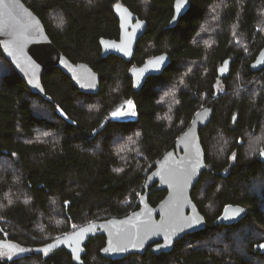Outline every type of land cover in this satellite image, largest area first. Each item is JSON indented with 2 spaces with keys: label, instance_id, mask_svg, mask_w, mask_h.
Returning <instances> with one entry per match:
<instances>
[{
  "label": "trees",
  "instance_id": "trees-1",
  "mask_svg": "<svg viewBox=\"0 0 264 264\" xmlns=\"http://www.w3.org/2000/svg\"><path fill=\"white\" fill-rule=\"evenodd\" d=\"M22 1L62 54L101 81L96 95H86L50 68L41 79L44 95L33 94L0 51V245L20 254L0 264H73L64 249L34 251L135 211L154 163L204 107L213 109L199 133L206 169L191 198L206 228L167 254L120 261L100 256L105 239L97 236L84 264H264V71L249 68L264 47V0H189L174 28L175 0ZM123 11L147 23L130 63L100 57V41L118 39ZM160 54L170 65L135 92L130 68ZM226 59L230 73L219 82ZM129 101L130 116L108 117ZM165 194L152 191L149 204ZM228 205L247 214L217 224Z\"/></svg>",
  "mask_w": 264,
  "mask_h": 264
},
{
  "label": "water",
  "instance_id": "water-1",
  "mask_svg": "<svg viewBox=\"0 0 264 264\" xmlns=\"http://www.w3.org/2000/svg\"><path fill=\"white\" fill-rule=\"evenodd\" d=\"M7 2L8 0H5V3ZM12 2L18 6L21 17L13 18L15 13L12 17L6 16L3 6H0V51L28 89L33 94L43 96L42 76L50 68H56L72 81L79 92L96 95L100 90V76L85 63H72L52 43L41 20L33 11L22 0ZM189 8V0L174 1L171 28L177 25L178 20ZM5 22L8 24L7 28L4 27ZM118 22V39L101 40L100 57L106 59L115 56L130 63L137 43L147 29V23L125 11L119 14ZM170 63L171 59L167 54H160L143 65L132 68L130 75L133 90L140 91L149 78L162 74ZM230 65V59L222 63L217 71L218 79L229 76ZM249 68L253 73L264 71V47L250 63ZM212 116V108L204 107L199 110L189 127L176 139L174 148L154 163L153 170L145 179L144 192L138 198V208L135 211L123 218L90 222L34 252L64 249L71 256L73 264H84L87 243L90 239L102 236L105 243L99 251L100 256L111 261H120L131 255H144L146 251L154 255L167 254L185 236L203 231L206 228V220L193 202L191 194L206 169L205 153L199 133L210 123ZM190 153L199 154V167L193 178L186 185H182L179 182V174L183 171L182 162ZM152 191L166 192L164 198L155 206L148 202ZM246 214L247 208L228 205L216 223L233 224ZM225 216L234 218L223 219ZM145 224L150 226V231L145 232L142 229L141 226Z\"/></svg>",
  "mask_w": 264,
  "mask_h": 264
},
{
  "label": "snow or ice",
  "instance_id": "snow-or-ice-1",
  "mask_svg": "<svg viewBox=\"0 0 264 264\" xmlns=\"http://www.w3.org/2000/svg\"><path fill=\"white\" fill-rule=\"evenodd\" d=\"M0 6H3L6 16L12 17L13 13H15V17L13 18L21 17V13L18 10V6L14 2H12V0H8L7 3H5V0H0ZM179 6L180 5L178 4L177 7L179 8ZM4 27L5 28L8 27L7 22H5ZM128 105H129V108H131L132 102L129 101ZM126 114L127 113L123 111H116L112 113L113 117H122V116H125ZM132 115H135V113L133 112ZM260 154L261 156H264V152H261ZM198 160H199L198 153L197 154L190 153L189 156L186 158V160L182 162L183 171L180 172L179 174V182L182 185H186L193 178L194 174L196 173L197 167H199ZM25 203H27V201H25ZM232 218L234 217H228V216L223 217V219H232ZM141 227L145 232L150 231V226L147 224L142 225ZM153 234H156V233H153ZM259 247L264 248V244L259 245ZM105 250L107 251L108 249H105Z\"/></svg>",
  "mask_w": 264,
  "mask_h": 264
},
{
  "label": "rangeland",
  "instance_id": "rangeland-1",
  "mask_svg": "<svg viewBox=\"0 0 264 264\" xmlns=\"http://www.w3.org/2000/svg\"><path fill=\"white\" fill-rule=\"evenodd\" d=\"M55 16V15H54ZM54 18H56V17H54ZM209 33H211L213 30H214V28L210 25V26H208L207 27V29H206ZM0 67H1V64H0ZM1 71V70H0ZM126 105H128V103L127 102H124V103H121L118 107H116L112 112H110V114H109V116L108 117H110L111 119L112 118H115V117H113V115H112V113L113 112H116V111H125V112H127V108H125V107H127ZM234 240H235V244H234V246L235 247H237L239 250H242L243 249V247L241 246V239L239 238V237H236V238H234ZM217 242L218 241H221L220 240V238L219 239H217L216 240ZM16 250H14V249H8V247H3L2 245H0V258H2V259H5V258H14V257H18V256H20V254L19 253H17V252H15ZM25 251L26 250H24V252L23 253H25ZM30 253V252H29ZM42 253H46V252H42Z\"/></svg>",
  "mask_w": 264,
  "mask_h": 264
},
{
  "label": "flooded vegetation",
  "instance_id": "flooded-vegetation-1",
  "mask_svg": "<svg viewBox=\"0 0 264 264\" xmlns=\"http://www.w3.org/2000/svg\"><path fill=\"white\" fill-rule=\"evenodd\" d=\"M144 64V63H143ZM142 64V65H143ZM141 66V65H140ZM137 67H139V66H137ZM132 68H136V67H131L130 68V70L132 69ZM130 77H131V75H130ZM131 80H132V77H131ZM219 80V82H221V80L220 79H218ZM223 80V79H222ZM132 87H133V81H132ZM127 106H129V105H127ZM131 108H133V104H132V107ZM130 112V111H129Z\"/></svg>",
  "mask_w": 264,
  "mask_h": 264
}]
</instances>
